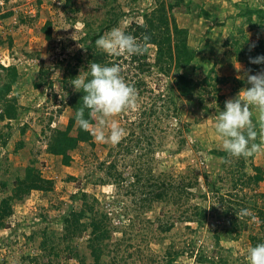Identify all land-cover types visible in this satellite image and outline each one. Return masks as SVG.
<instances>
[{
    "label": "rangeland",
    "instance_id": "1",
    "mask_svg": "<svg viewBox=\"0 0 264 264\" xmlns=\"http://www.w3.org/2000/svg\"><path fill=\"white\" fill-rule=\"evenodd\" d=\"M65 1H0L2 5L0 36H5L6 39L4 43L0 42V74H4L1 65L14 63L18 66L20 79L14 85L11 95L17 97L21 112L20 117L11 122L0 120V137L9 136L8 144L0 150V158L9 157L20 170H24L32 160H36L43 176L53 181L51 190H33L23 199L15 201L13 212L6 221L7 226L0 230V261L5 259L9 264H79L78 258L70 255L66 244L58 247L57 252L52 254H60L59 258L55 255L54 260H51L50 255L45 254L43 258H40L39 263L34 258L43 253L41 248L43 229H54L58 237L56 243H58L59 234L63 230L64 212L72 209L80 210L85 206L86 200L91 202L96 198L98 199L97 207L109 214L115 229L110 242L125 240L126 237L130 240L128 235L131 234L136 247L140 245L138 249H144L147 256L151 251L153 256L148 259L146 253H140L139 250L129 248L127 245L120 248L118 252L112 243L109 247L110 251L106 250L103 256L102 264H113L115 257H117L116 264H142L143 261L148 264H156L158 261L165 263L164 259L168 257V249L170 245L172 248V244H176L178 252L185 249L171 264H207L199 260L203 252L217 256V260L222 258L227 264H249L247 250L252 246L250 233L258 231L259 237H264V226L262 228L257 215L249 220L247 228L236 239L222 228V218L218 214L209 216L207 224L200 229L197 228V223L188 224L177 221L173 230L163 232L160 230L159 219L163 218V222L167 221L165 211L169 209L173 214L177 211L176 206L170 205L168 208L165 207L166 203L156 201L151 208L142 207L141 209L139 208L141 206L134 202L135 196L127 192L129 182L120 185L114 183L113 176L111 178L108 176L107 167L113 159H116L117 171L124 173L126 179L131 178V171H135L138 161L144 159L149 161L150 165L146 166L152 167L154 174L166 170H172L175 175L188 174L193 170L192 167H195L201 173L203 185L200 192L203 193L208 189L207 184L204 183V174L210 175V180H217V183L226 189L232 177V167H242V162H235L243 158V163L246 164L244 171L247 174L264 175V150L247 157L231 156L226 162L223 156L216 152L224 150L222 140L214 128L216 114L221 110L212 93L204 94L201 86H198V90L192 95L185 97L176 95V103L181 108L179 119L167 117V120L163 118L164 114L161 116L158 114L162 117L159 120L166 122L162 124V128L158 125L157 130H150L151 127H148L146 123L149 118L140 116V113L145 110L142 111L145 105H148V108L154 107V101L150 98H147L143 105L138 101L134 106L108 118L109 124L115 121L124 127L126 135L133 131L132 144H135L142 134L146 135L148 131H154L156 138L152 142H154L155 151L149 156L141 157V152L151 147V142L147 141L145 136L141 137L140 142V145H146L145 149L140 151V146H137L139 150L131 155H124L122 150L121 153L118 143L97 140L95 129L98 126V117H94L90 127L95 143H81L76 150L72 151L73 162L70 166L64 165L60 156L47 151L50 117H54L51 126L58 125L64 128L68 119L75 113V110L67 105L69 90L64 88V76L70 75L72 70L75 71L79 63L78 56L87 53L83 38L88 33H94L108 25L113 17L107 12L108 0H75V5L70 4L69 7L64 8ZM117 3L119 9H123L126 14L120 15L119 22L107 28L104 35L116 26L127 30L132 23L144 22L143 14L156 7V0H118ZM262 6H264V0H184V4L175 8L174 16L180 26L189 29V45L198 51V55L190 66L182 70V73L198 83L214 69L227 79L226 82L219 83L221 93L226 100L234 98L242 88L249 87L247 82L243 85L239 82V80H246L250 70L246 63L239 59L235 40L240 39L241 43L247 40L252 46L256 41L264 39V31L251 28L246 16L248 8ZM9 12L11 14H8ZM47 21L52 22L51 38H47L44 32ZM9 36L13 38L12 47L7 42L6 37ZM146 48L150 60L154 62L157 46L147 45ZM42 67L50 69L52 87H35L34 83L39 79ZM79 69L83 72L82 68ZM262 70L264 65L257 72ZM154 71L157 69L154 68ZM79 74L75 72L73 78ZM172 78L170 75L157 73L152 77L149 76L148 80L156 93L168 92L166 96L169 98L172 95L171 90L168 91L170 84L173 83ZM4 79L0 76V84L4 82ZM68 82L74 89L71 81ZM155 104L159 111L165 110L162 107V101H156ZM1 111L2 103L0 102ZM262 115L264 113L254 110L253 121L258 132L255 143L264 142V129L260 127ZM179 120L185 125L183 134L186 142L182 146L178 144L181 137L171 128L181 126L182 124L178 123ZM26 124H28L27 130L22 134L21 127ZM185 127L188 129L185 130ZM21 140L25 141V147L16 151ZM111 151L114 153L113 156L110 155ZM258 166L260 170H257ZM106 179H108L107 182H105ZM257 190L264 191V180ZM84 193L88 195L87 199ZM192 201L209 205V200L203 197L194 198ZM125 205L131 208L130 213L135 221L134 228L130 226L126 228V224L132 221L122 211ZM135 208H138L141 217L135 216L137 213L134 211ZM89 215L90 212H87L83 220H89ZM174 217L177 219L176 216ZM172 219V217L169 218L173 221ZM140 231H147L149 234L144 236ZM89 237V230H85L76 238L79 248L86 253H89L87 249ZM191 240L196 241L194 248L192 246L189 248ZM174 249L173 251H176ZM87 255L85 259L87 258L89 264L92 259L89 254ZM122 256L127 257L124 259L121 258Z\"/></svg>",
    "mask_w": 264,
    "mask_h": 264
},
{
    "label": "trees",
    "instance_id": "2",
    "mask_svg": "<svg viewBox=\"0 0 264 264\" xmlns=\"http://www.w3.org/2000/svg\"><path fill=\"white\" fill-rule=\"evenodd\" d=\"M74 1L75 0H66L63 7H69L70 4L75 5ZM117 2L118 0H108L106 2V6L108 7L107 12L110 15H113L111 22L94 33H88L86 37L83 38L84 48H86L87 53L80 54L78 56L79 63L76 65L75 71L72 70L70 75L66 74L64 76V88L69 90L67 105L71 106L76 113V110L82 105L83 96V92L76 91L70 87L68 81H72L75 72H81L79 68L87 70L90 63L100 62L107 64L116 63L121 66L122 75L137 90V102L140 101L143 105L145 100L150 98L154 101V107L156 101L163 102L162 107L165 109L163 111H159L156 107L148 108V105H145V108H143L142 111L145 110L140 113V116L149 118L146 123L148 127H151L150 130H157L158 125L162 128V124L166 121L159 120L162 118L159 117L161 114H164L163 118L166 119L167 117H175L179 119L181 108L180 106L178 107L176 103V95L179 97L192 95L198 90V86H201L204 94L212 93L216 104L220 106V110H222L226 98L221 93L219 83L227 81L225 76H221L213 69L202 79V81L196 83L194 79L182 73V70L187 66H190L198 55V51L189 45V29L180 26L174 16L175 8L184 4V0H175L174 2H169L168 0H156V7L143 14L144 22L132 23V25L126 30L135 35L141 41H143L145 35L150 38L146 43V47L147 45L157 46L154 62L150 60L147 50L143 54L127 55L126 57L125 54H109L96 46V40L104 35L106 29L110 28L113 24H117L120 15L122 16L126 14L123 9H119ZM1 6L0 2V8ZM8 14H11V12ZM246 16L251 28L264 31V6L259 8H248L246 10ZM51 26V21H47L44 26V32L47 38H51L52 36ZM6 38L9 46L12 47L14 44L13 38L11 36ZM5 41V36H0V42L4 43ZM235 47L239 59L246 63L250 73L255 74L261 69L262 65H264L250 62V57L264 54V39L256 41L252 46L249 45L247 40L245 43H241L240 39H236ZM1 66L4 74L1 73L0 76L5 79L4 82L0 84V102L2 103L0 120L11 122L12 120L18 119L21 115L18 99L15 95H11L14 85L20 79V71L18 66L14 63ZM154 68H156L157 71H154ZM157 73L173 77V83L170 84V89L168 90H171L172 93L169 98L166 96L168 92L166 94L164 91L156 93L152 84L148 80L149 76L152 77L157 75ZM50 74L51 71L49 68L42 67L39 79L34 83L35 87H52L53 85L50 80ZM239 82L243 85L247 81L244 79L239 80ZM75 113L68 119V123L64 128L58 125L51 126L54 117H50L48 124L49 135H47V151L53 155L60 156L62 163L66 166L72 164L73 155L71 152L76 150L81 143H95L93 141L94 135L92 129H82L75 120ZM85 115L87 116V112ZM128 118H130V116H128ZM90 119L93 124L94 117H90ZM178 123H181V121L179 120ZM27 126L28 124L21 127L22 134L26 132ZM184 126L185 125L182 124L179 127H171L172 130L181 137L178 141L180 146L186 142V138L183 134ZM187 129L188 127H185V130ZM144 136L147 141L151 142V147L145 152H141V157L149 156V154L155 151L154 142H152V140H155L156 138L155 132L148 131L146 135L142 134L141 137ZM8 137L9 136L0 137V150L5 148L8 144ZM133 137L134 133L132 131L125 135L118 143L120 146L119 150H122L124 155H131L136 150H139L137 149V146H140V151L145 149L146 145H140L141 137L135 144H132L131 139H133ZM23 147H25V141L21 140L16 147V151ZM216 152L223 156L225 162L229 161L231 156L225 150H218ZM110 155L113 156L114 153L111 151ZM144 160L138 161L135 171H131V178H127L128 181H126L127 179L123 175L124 173L117 171L116 159H113L110 162L107 167V172L110 178L113 176L115 180L114 183L122 185L125 182H129L127 184L129 191L127 192H130L131 195L135 196L134 202L137 203V205L139 204V206H141L139 208L141 209L142 207L151 208L156 201L166 203L165 207L168 208H170V205L176 206L177 211L173 214H171L169 209L165 211V216L168 217V219L165 217L167 221L163 222V218L159 219L161 231L168 232L173 230L177 221H184L188 224L197 223V228L200 229L207 224L209 216H215L217 214L222 218V228H224V230L235 239L241 236L242 232L247 228L249 220L255 215L259 217L263 228L264 191L260 192L257 188H260L261 182L264 180V175L247 174L246 171H244V166L246 167V164L243 163L244 158L237 162L233 161L235 163L242 162V167H232V177L230 178V183L227 185L228 187H226V189L223 188L224 186L218 184L217 180H210V175L204 174V183L207 184L208 189L203 193L200 192L203 185L200 178L201 173L195 167H192L193 170L188 174L181 173L175 175L172 170H166L163 172L159 171V173L154 174L152 167L146 166L150 165L149 161ZM256 168L257 170H260L259 166ZM107 180L108 179H106L105 182H107ZM52 188L53 181L43 176L37 166L36 160H32L24 170H20L9 157L5 159L0 158V230L7 226L6 221L13 212L15 201L23 199L33 190L49 191ZM248 190H250V192ZM84 196L86 199L88 198V195L85 193ZM137 197H139V199H137ZM199 197H203V199L207 201L209 200V205H202L200 202L192 201L194 198ZM97 202L98 199L96 198L91 202L86 200L85 206L80 210L72 209L71 211L64 212L63 230L59 234L60 241L58 242L61 243L60 245L56 243L58 237L54 229H43L42 233L44 234V237L41 241L43 253L37 256L36 259L34 258V260L39 263L40 258H43L45 254L50 255L51 260H54L53 257L55 255L59 258L60 254H52L57 252L56 250L58 247L65 246V244L70 250V255H74L78 258L79 264H88L86 260L87 258L85 259V257H88L87 254H89L92 259V262L89 264H102L103 256L105 255L106 250L110 251L109 247L112 243L115 245L118 252H120V248L127 245L129 248L133 247L134 250H139L140 253L145 254L146 251L144 249H138L141 247L140 245L136 247V243L133 242L134 239L131 234L128 235L130 240L126 237L125 240L110 242L115 229L112 225L109 214L104 209L98 208ZM241 209H248L249 214L240 215ZM119 210H121V208ZM122 211L124 212V215L132 221V223L126 224V228H128V226L134 228V216L130 213L131 208L129 205H125ZM134 211H137L135 216L141 217L138 208H135ZM87 212H90L89 220H83L84 217H86ZM170 216L173 218V221L169 220V218H171ZM174 216H176L177 219H175ZM85 230H89L90 233L87 248L89 253L82 251L76 241V238L82 235ZM140 233L144 234V236L145 234H149L147 231H140ZM250 239L252 240V246L264 242V237H259L258 231L250 233ZM190 246L194 248L196 246V241L191 240V242H189V248ZM176 247V244H172V248H175L174 250H176L173 251L170 245L168 249V257L164 259L165 263L158 261L156 264H171L174 262L175 258L183 253L185 249L183 248L178 252V248ZM129 248L126 249L128 250ZM173 252H175V254ZM151 254V251H149L148 256L146 253L148 259L153 257ZM212 256L213 255H207L206 252H203L200 254L199 260L200 262H205L207 264H227L222 258L217 260V256ZM126 257L127 256H122L121 258L125 259ZM113 260V264H116L117 257L113 258ZM150 262H152V260ZM0 263L9 264L8 260L5 259L0 261ZM142 264L148 263L143 261Z\"/></svg>",
    "mask_w": 264,
    "mask_h": 264
},
{
    "label": "clouds",
    "instance_id": "3",
    "mask_svg": "<svg viewBox=\"0 0 264 264\" xmlns=\"http://www.w3.org/2000/svg\"><path fill=\"white\" fill-rule=\"evenodd\" d=\"M150 38L143 41L120 26L113 27L96 40V45L113 55H139L146 49ZM254 64H264V54L250 57ZM249 87L225 101V105L214 121L216 134L221 138L223 149L232 157H247L264 150V142L255 143L258 132L253 121L254 110L264 113V70L246 76ZM74 89L83 92L82 105L76 110L75 120L84 130L92 127L90 117H98L95 138L99 141L119 143L126 135V129L115 121L109 124L110 117L134 106L137 90L122 75L119 64L92 62L87 70L72 78ZM242 94V96H241ZM87 112V116L85 113ZM260 127L264 129V115ZM248 209H241L240 215H248ZM249 264H264V242L257 243L247 250Z\"/></svg>",
    "mask_w": 264,
    "mask_h": 264
}]
</instances>
